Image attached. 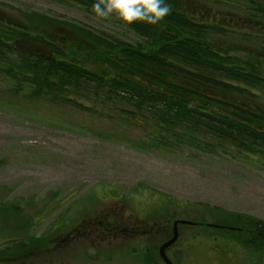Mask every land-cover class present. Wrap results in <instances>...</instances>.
Masks as SVG:
<instances>
[{
    "label": "rangeland",
    "instance_id": "obj_1",
    "mask_svg": "<svg viewBox=\"0 0 264 264\" xmlns=\"http://www.w3.org/2000/svg\"><path fill=\"white\" fill-rule=\"evenodd\" d=\"M14 2L15 9L29 16L24 33L46 36L48 28H53L52 33L59 36L56 47L60 53L69 51L88 70L101 67L102 52L87 55L85 51L94 47L80 43L68 25L81 33L107 36L103 42L115 46L120 42L137 48L142 41L115 15L97 17L82 0ZM166 2H174L175 12L192 22L202 23L201 31L208 33L198 40L212 42L217 51L223 48L229 53V64L239 72L248 61L257 65L259 60L264 66V21L248 20L237 11L252 9L264 16V0ZM186 35L191 37V32ZM116 53L106 51L104 56ZM5 62L8 69L0 72V242L10 247L17 246L16 241L49 245L67 227L120 212L125 217L113 221L106 234L121 228L129 239L138 232L135 242L141 247L160 245L159 226L172 231L175 219L203 223L181 227L174 251L180 264H264V251L250 245L258 233L248 227L250 222L264 223V153L231 150L232 156L229 151L209 148L211 141L200 148L173 143L176 148L168 154L139 152L121 141L101 138L103 133L93 129L100 127L107 133V119L98 115L107 111L99 93L83 96L72 91L54 97L43 89L39 99L32 100L30 87L15 80L19 67L27 66L28 60L9 58ZM258 67L264 85V67ZM250 90L258 98H251L249 111L264 114V91ZM138 132L135 129L132 135ZM95 238L94 243L105 241L102 236ZM92 252L96 254L89 257L91 264H129L114 250ZM111 255L113 261L108 260Z\"/></svg>",
    "mask_w": 264,
    "mask_h": 264
},
{
    "label": "trees",
    "instance_id": "obj_2",
    "mask_svg": "<svg viewBox=\"0 0 264 264\" xmlns=\"http://www.w3.org/2000/svg\"><path fill=\"white\" fill-rule=\"evenodd\" d=\"M168 4L170 14L157 25L123 23L142 40L137 48L120 42L115 46L91 33H81L80 43L94 47L86 50L83 45L87 55L94 57L102 52L99 69H86L69 51L62 55L56 47L59 36L52 33L53 28H48L46 36L28 35L30 40L53 48L55 55L50 59L28 55L27 66L19 67L15 80L20 86L30 87L32 100L39 99L43 89L53 92L54 97L72 91L83 96L99 93L107 113L98 115L107 119V133L100 127L93 129L104 134L99 137L121 141L139 152L168 154L176 148L173 143H191L200 148L211 141L209 148L229 151L232 156L231 150L237 154L259 153L264 148V132L257 127H264V114L251 113L249 108L253 106L251 98H258L250 89L264 91L262 70L258 67L261 64L246 62L239 72L237 66L229 64L223 48L219 53L211 44L198 40L203 39L200 25L175 12L178 7L174 2ZM252 12L253 21L262 19V11ZM248 13L239 11L241 15ZM187 29L191 37H187ZM113 50L116 55L104 56ZM171 79L196 88L201 94L182 90ZM114 118L122 123L116 124ZM135 129L139 132L132 135ZM249 224L258 234L246 245L264 251V223Z\"/></svg>",
    "mask_w": 264,
    "mask_h": 264
},
{
    "label": "flooded vegetation",
    "instance_id": "obj_3",
    "mask_svg": "<svg viewBox=\"0 0 264 264\" xmlns=\"http://www.w3.org/2000/svg\"><path fill=\"white\" fill-rule=\"evenodd\" d=\"M88 5L89 1L94 0H82ZM233 2V1H232ZM14 0H0V58L12 57L13 42L18 39L13 36L14 32L17 34L23 31V24L29 21V16L23 11L15 9ZM22 28V29H21ZM7 34H6V33ZM0 59V68L5 63ZM115 216L103 215L96 216L90 219L83 220L76 227H67V231L64 230L55 238L52 244H16L15 248L8 246L7 244L0 243V264H91L89 257L96 253L92 250H114L123 255V261L129 264H165L160 256V247L147 246L144 244L142 247L137 244L135 240L138 232H134L131 238H126V230L116 228L110 231H114L111 235L106 234L108 227L113 225V221L117 218H124L120 212ZM116 222V221H115ZM136 229V228H133ZM106 231V232H105ZM123 236L124 239L115 237ZM147 235L150 232L146 233ZM100 237L105 240L104 243H94L97 238ZM136 237V238H135ZM110 240L112 242H110ZM122 240V242H116ZM115 241V242H114ZM128 241V242H126ZM83 251L76 255V251ZM174 249L170 248L166 254L172 262L178 264ZM179 251V250H177ZM140 253V254H139ZM114 255L108 257L109 261H113Z\"/></svg>",
    "mask_w": 264,
    "mask_h": 264
},
{
    "label": "clouds",
    "instance_id": "obj_4",
    "mask_svg": "<svg viewBox=\"0 0 264 264\" xmlns=\"http://www.w3.org/2000/svg\"><path fill=\"white\" fill-rule=\"evenodd\" d=\"M92 9L97 17L115 15L126 25L137 21L157 25L171 12L166 0H95Z\"/></svg>",
    "mask_w": 264,
    "mask_h": 264
},
{
    "label": "water",
    "instance_id": "obj_5",
    "mask_svg": "<svg viewBox=\"0 0 264 264\" xmlns=\"http://www.w3.org/2000/svg\"><path fill=\"white\" fill-rule=\"evenodd\" d=\"M15 47L19 50H23V51H26L30 54L37 55L40 57H52V55H53V52L47 46L37 44V43H33L29 40H18L15 42ZM172 82L181 89H184V90H187L190 92H194V93H198L197 90H195L189 86H186V85H184V84H182L176 80H172ZM179 225H195V224L191 223V222H187V221H182V220L176 221L174 223L173 237L168 242H166L161 248V256L167 264H172V263L166 257L165 251H166V249H168L169 247H171L172 245H174L177 242L178 237H179V231H178Z\"/></svg>",
    "mask_w": 264,
    "mask_h": 264
}]
</instances>
